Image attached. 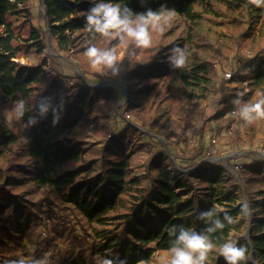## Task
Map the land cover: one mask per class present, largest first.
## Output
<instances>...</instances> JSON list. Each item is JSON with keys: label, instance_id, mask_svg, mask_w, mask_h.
Instances as JSON below:
<instances>
[{"label": "trees", "instance_id": "trees-1", "mask_svg": "<svg viewBox=\"0 0 264 264\" xmlns=\"http://www.w3.org/2000/svg\"><path fill=\"white\" fill-rule=\"evenodd\" d=\"M96 2L99 0H0V108L14 106L19 100H23L26 107L25 117L18 120L20 126L15 130L2 122L0 111V151L8 161V167L0 169V263L13 258L40 260L46 264H101L105 258L126 259L127 264L148 263L156 249L170 250L175 240L171 229L176 230V235L180 228L203 232L209 225L199 219V214L219 205L240 219L236 224L225 221L223 230L208 234L211 240L216 245L235 240L248 248L250 259L241 264H264V217L259 218L254 210L262 207L264 212V158L243 155L245 161L237 164L232 163L237 155L226 160L231 168L241 166L238 176L249 200L250 217L242 213L243 202L237 201L236 194L223 193L222 199L215 198L205 205L194 193L192 168L197 166L194 171L200 170L211 155L202 145L193 148L191 140L196 135L188 134L200 119L203 122L200 129H206L209 116L199 101L206 100L212 93L210 102L226 104L230 113L237 109L229 95L230 88L209 61L193 66L186 63L178 71L175 92L182 100L186 97L187 109L183 112L184 126L176 139L174 134L158 138L153 127L142 126L148 144L154 145L150 148L145 177L133 176L132 144L125 138L124 129L108 134L107 168L103 172L94 175L92 166L85 160L81 168L64 169L68 163L83 159L84 148L74 140L77 128L95 125L105 129L100 122L109 117L117 92L113 88L91 85L83 70L74 74L60 70L59 54L51 55L48 60L43 58L44 67L13 58H19L15 53L24 45H32L42 54L56 42L67 53L80 51L84 55L92 44L101 49L115 47L117 39L102 37L85 26L87 11ZM105 2L127 5L134 13L146 12L149 8L159 10L162 5L174 9L187 25L186 54L206 47L195 32L204 17L203 12H215L217 4L243 10L248 3L247 0ZM243 63L254 65L252 75L256 84L264 83V49L252 58H244ZM103 74L110 79L124 77L121 71L112 75L106 67ZM192 88H200L199 94L188 93ZM41 96L52 97L57 105L61 97L66 101L57 125L52 124L51 112L46 117L39 116L38 110L33 113ZM126 104L129 108L130 104ZM113 112L115 118L123 114L120 109ZM29 115H36L38 122L25 129L23 123ZM229 120L236 121L234 116ZM23 151L38 163L32 180L40 187L62 192L72 207H60L46 198L29 201L11 192L9 184L17 179L10 178L8 172L19 168ZM189 151L190 154H186ZM179 159L190 162L178 164ZM185 196L189 198L184 201ZM257 197L262 200L258 201ZM73 209L89 223L113 228L89 231L77 220ZM146 212L150 213L149 220L155 226L150 227L143 219ZM217 215L223 220V213ZM156 218L161 224H155ZM216 263L226 264L220 253Z\"/></svg>", "mask_w": 264, "mask_h": 264}, {"label": "rangeland", "instance_id": "rangeland-1", "mask_svg": "<svg viewBox=\"0 0 264 264\" xmlns=\"http://www.w3.org/2000/svg\"><path fill=\"white\" fill-rule=\"evenodd\" d=\"M36 5L35 10L38 9V4ZM233 8L234 10H231L223 4H217L215 12L202 13L204 17L198 23L195 32L206 44V47L202 50L194 49L186 54L187 64L193 66L203 61L211 62L220 76L224 78L225 85L230 88L229 95L233 97L232 100L239 96L242 104L254 103L261 94H264V83L261 85L255 83L252 75L254 65H244L243 59L252 58L254 54L264 49V10L248 3L243 10L234 6ZM188 38L185 20L177 13L175 20L165 27L164 32H152L153 44L151 48H136L128 38L123 44L117 39L115 47L118 50V56L123 59L120 71L124 74V77L119 79L114 76L111 79L105 78L103 66L92 68L86 55L80 51L67 53L56 42H52V46L42 54H39L32 45H24L20 51H16L15 54L19 55V58L13 59L41 67H44L45 60H48L51 55L59 54L61 56L60 70L63 69L69 74L83 70L91 85L103 84L104 88H113L117 92V98L111 105L109 117L100 122L101 126H105V129L95 125L77 128L74 140L84 148L83 159L68 163L64 169L81 168L83 160H85L92 166L94 175L103 172L107 168L108 159L105 149L110 137L108 134L124 129L125 138L129 139L132 144L130 157L134 168L133 176L145 177L147 174L146 164L151 156L150 148L154 145L148 144L142 126L153 127L152 131L158 138L174 134V139L177 138L184 126L182 118L185 117L183 112L187 109L185 107L186 97L182 100L183 97H178L175 92L179 69L173 70L169 67L166 54L177 45L185 50ZM130 57L135 61L130 60ZM230 74H232L231 77ZM199 89L192 88L188 93L199 94ZM212 97L213 94L209 93L206 100L199 101L200 106L207 109L209 116L206 121V129L204 131L200 129L203 124L200 119L195 128L188 131L189 135H196L191 140L193 148H199L202 145L211 153L208 155L210 157L207 164L200 170L194 171L197 166L192 168L191 179L195 186V196L206 205L209 201H214L215 198L222 199L223 193L230 192V194L238 196V202L247 201L249 204L238 171L234 172L233 168L227 166L226 160L237 155V158L232 159V163L237 164L245 161V156L254 159L264 158V120H256L251 125L245 126L237 109L230 113L226 104L215 105L210 102ZM127 102L130 104L129 108L126 107ZM12 109L11 105L1 107V120L10 129L15 130L20 124H18ZM118 109L123 114L115 118L113 111ZM230 116H234L236 121L231 123ZM181 151L180 149L179 152ZM190 152L186 154H190ZM22 154L19 168L8 172L10 178L17 179L9 184L11 192L29 201L46 198L60 207H72V204L65 200L62 192L40 187L32 180V173L38 167V163L28 156L26 151H23ZM189 162V159L177 160L178 164L186 165ZM7 167L8 161L0 151V169ZM188 198L189 196H185L183 200ZM257 200L261 201L262 199L258 198ZM254 210L259 218L264 217L262 207L254 208ZM73 212L77 220L89 231L113 228L111 225L104 227L95 222L89 223L79 211L73 209ZM149 216L150 213L146 212L143 219L150 227H153L155 225L150 222ZM30 224L33 225V222ZM155 224H161V220L156 218ZM151 246L154 247L155 244H151ZM220 246L216 245V249L209 253L206 264H217L216 258L220 253ZM170 255L169 250L156 249L148 263L141 261L138 264H160L161 257L170 258ZM13 260L18 259H6L0 264H10Z\"/></svg>", "mask_w": 264, "mask_h": 264}, {"label": "clouds", "instance_id": "clouds-1", "mask_svg": "<svg viewBox=\"0 0 264 264\" xmlns=\"http://www.w3.org/2000/svg\"><path fill=\"white\" fill-rule=\"evenodd\" d=\"M248 4L264 10V0H247ZM177 13L174 9L161 6L159 10L149 8L146 12L134 13L127 5L119 3L105 2L99 0L87 11L86 28L89 31H95L102 37L118 39L121 44L125 39H130L136 48L148 49L152 47V32H164L165 27L169 26L176 18ZM85 55L88 58L92 68L106 67L112 75H118L120 65L123 61L118 56L116 47L101 49L95 44L87 47ZM132 61L131 57L129 58ZM166 60L169 67L173 70L182 69L186 66L187 55L185 50L178 45L171 48L166 54ZM239 117L244 121L245 126L251 125L256 120H264V94L254 103H241L238 96L234 99ZM63 97L59 104H54L52 97H40L37 101L33 113L38 110L41 117H46L49 112L52 113V124L57 125L61 119L62 112L65 109ZM12 111L17 120H23L26 114L25 102L19 100L15 102ZM37 116L29 115L27 122L23 123L25 129L37 124ZM243 131V129H241ZM242 213L250 217L251 210L247 201L242 203ZM219 213H223V220L219 218ZM199 219L205 221L209 226L203 232L180 228L178 235L173 228L170 234L175 235V240L170 248V258L161 257L160 264H206L209 253L216 249V244L211 240L208 234L225 228L227 224H236L240 217H233L219 205L211 210L203 211L199 214ZM220 254L224 257L226 264H241L250 257L247 255L246 245H239L237 241L229 239L219 247ZM10 264H46L45 261L32 260L27 261L24 258L13 260ZM101 264H127L126 259L116 260L105 258Z\"/></svg>", "mask_w": 264, "mask_h": 264}, {"label": "built area", "instance_id": "built-area-1", "mask_svg": "<svg viewBox=\"0 0 264 264\" xmlns=\"http://www.w3.org/2000/svg\"><path fill=\"white\" fill-rule=\"evenodd\" d=\"M231 75H232V74H230V77H231ZM128 117H129V115H128ZM240 167H241L240 165L236 166L235 169L233 168V171H234V172H235V171H238V170L240 169Z\"/></svg>", "mask_w": 264, "mask_h": 264}, {"label": "water", "instance_id": "water-1", "mask_svg": "<svg viewBox=\"0 0 264 264\" xmlns=\"http://www.w3.org/2000/svg\"><path fill=\"white\" fill-rule=\"evenodd\" d=\"M109 82H111V81H109ZM97 86H103V84H99V85H97ZM247 233V232H246Z\"/></svg>", "mask_w": 264, "mask_h": 264}]
</instances>
